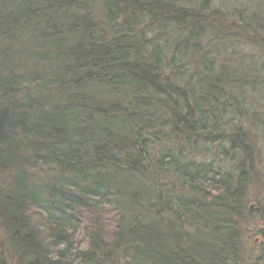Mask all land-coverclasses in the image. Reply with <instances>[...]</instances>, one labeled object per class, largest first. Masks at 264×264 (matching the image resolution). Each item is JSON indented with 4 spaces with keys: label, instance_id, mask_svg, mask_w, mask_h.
<instances>
[{
    "label": "trees",
    "instance_id": "obj_1",
    "mask_svg": "<svg viewBox=\"0 0 264 264\" xmlns=\"http://www.w3.org/2000/svg\"><path fill=\"white\" fill-rule=\"evenodd\" d=\"M216 1L0 0V264H240L243 167L161 141H219L232 76L262 86V58L213 70L233 30L264 32Z\"/></svg>",
    "mask_w": 264,
    "mask_h": 264
},
{
    "label": "rangeland",
    "instance_id": "obj_2",
    "mask_svg": "<svg viewBox=\"0 0 264 264\" xmlns=\"http://www.w3.org/2000/svg\"><path fill=\"white\" fill-rule=\"evenodd\" d=\"M251 3H253L252 6H250ZM213 6H217L219 9L221 20L226 17L224 20L225 28H230L234 24L232 14L251 13V15L264 18L262 14V11L264 12L262 10L264 0H248V3L230 0L227 4L217 0ZM226 11L229 15H224ZM213 23L217 25V20H214ZM219 25L220 27L223 26L220 20ZM243 32V30H233V34L242 39L239 40V47H234L235 49H231V53H229V56L233 55V61L228 59L229 49L226 48L219 56V63L212 65L213 70L218 72L220 65H223L226 68L231 67L233 70L230 72L235 73L238 66H242V61L264 59L263 29H261L260 34H253L254 37L256 36L255 38L250 33ZM259 66V72H264V65ZM254 78L259 79V75ZM232 79H234L233 82H236L235 86L239 83L243 86L240 90L235 87L232 89V98L230 95L227 96L226 112H224L223 117L219 118V123L222 125L221 130H223V134L219 135V141L215 135L207 137L203 134L191 136L189 141H187L188 135L179 138V136L168 134L170 139L161 138V141L164 145L179 144L180 148H183V160L213 164L214 167L220 168L224 173L233 171L235 180L239 177L238 165L243 167V171L247 175L241 186L243 196L241 212L236 218L240 229V264H264V75L261 74L259 80L262 81V86L256 82L258 80L254 81L256 84L254 86L243 83L237 73L232 76ZM243 135L249 139L251 145V147L247 146L246 151H241L237 147L238 139H241ZM233 140H235L233 146L236 148L234 152L230 150L231 147H228L229 142ZM159 144L154 145V155L156 152L159 154L158 150L161 151ZM162 147L164 148V146ZM29 172L31 179L35 182L41 183L44 180L42 170H29ZM159 176L161 187H169V190H174V187L175 193L178 190L183 191L184 185H181L180 180L175 176H171L169 173L166 175L163 172ZM250 206H254L252 212L248 210ZM7 255L8 250H6Z\"/></svg>",
    "mask_w": 264,
    "mask_h": 264
},
{
    "label": "water",
    "instance_id": "obj_3",
    "mask_svg": "<svg viewBox=\"0 0 264 264\" xmlns=\"http://www.w3.org/2000/svg\"><path fill=\"white\" fill-rule=\"evenodd\" d=\"M248 210H249V212H252V211L254 210V206H250V207L248 208Z\"/></svg>",
    "mask_w": 264,
    "mask_h": 264
}]
</instances>
